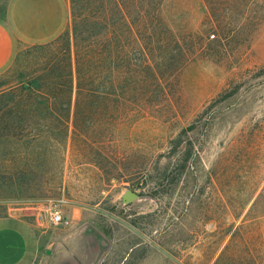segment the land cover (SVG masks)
<instances>
[{
    "label": "rangeland",
    "instance_id": "374dc122",
    "mask_svg": "<svg viewBox=\"0 0 264 264\" xmlns=\"http://www.w3.org/2000/svg\"><path fill=\"white\" fill-rule=\"evenodd\" d=\"M209 1L221 23L206 0H153L161 23L135 25L171 29L191 60L121 124L113 90L62 111L21 90L47 75L34 47L71 30V0H0L18 40L0 70V264H264V0Z\"/></svg>",
    "mask_w": 264,
    "mask_h": 264
},
{
    "label": "trees",
    "instance_id": "16d2710c",
    "mask_svg": "<svg viewBox=\"0 0 264 264\" xmlns=\"http://www.w3.org/2000/svg\"><path fill=\"white\" fill-rule=\"evenodd\" d=\"M206 1L211 6L210 20L221 23V15L212 7V1ZM152 2L153 0H71V30L49 44L34 47L39 54L52 57L53 64L49 63L45 69L47 75L44 78L33 77L28 83H21V90L33 91L36 98H41L35 106H55L58 111L71 106L67 98L72 96L75 89L79 96L88 92L95 97H98L96 94L101 90H113L117 97L122 98V101L113 102L117 112L122 110L119 115L117 113L116 122L122 124L133 120L132 117H137L140 113L146 114L144 97L150 102L147 94L163 88V77L175 78L191 60L180 49L179 41L171 29L136 30L135 25L144 26L150 19L153 24L161 23L160 15L151 16L147 10L153 8ZM159 6L160 3L157 4ZM98 7H101L103 14H96ZM130 8L135 9L131 11ZM106 9L110 12L107 13ZM105 21L114 24L113 29L88 26L90 23L96 26ZM176 46L180 54L178 51L175 54ZM208 46L210 45L204 41L202 48L207 49ZM85 105L92 107L94 104ZM69 120L59 121L62 125H67ZM75 125L80 126V120H75ZM263 196L264 192L260 197Z\"/></svg>",
    "mask_w": 264,
    "mask_h": 264
},
{
    "label": "crops",
    "instance_id": "0c3cea01",
    "mask_svg": "<svg viewBox=\"0 0 264 264\" xmlns=\"http://www.w3.org/2000/svg\"><path fill=\"white\" fill-rule=\"evenodd\" d=\"M25 38L29 41L32 37L25 34ZM17 42L13 32L7 23L0 22V70L6 67L13 59L17 51Z\"/></svg>",
    "mask_w": 264,
    "mask_h": 264
},
{
    "label": "water",
    "instance_id": "95a60500",
    "mask_svg": "<svg viewBox=\"0 0 264 264\" xmlns=\"http://www.w3.org/2000/svg\"><path fill=\"white\" fill-rule=\"evenodd\" d=\"M123 202L125 205H128L134 201H140V200H145L147 197H144L143 195H141L138 192H134V191H127L124 195H123Z\"/></svg>",
    "mask_w": 264,
    "mask_h": 264
},
{
    "label": "built area",
    "instance_id": "2783aa9c",
    "mask_svg": "<svg viewBox=\"0 0 264 264\" xmlns=\"http://www.w3.org/2000/svg\"><path fill=\"white\" fill-rule=\"evenodd\" d=\"M51 221H52L55 225H67V224H68V222L65 221L63 215L60 214V213L57 212V211H55L54 213H52Z\"/></svg>",
    "mask_w": 264,
    "mask_h": 264
}]
</instances>
